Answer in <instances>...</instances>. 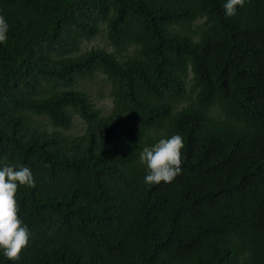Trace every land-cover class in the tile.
Segmentation results:
<instances>
[{"label":"trees","instance_id":"1","mask_svg":"<svg viewBox=\"0 0 264 264\" xmlns=\"http://www.w3.org/2000/svg\"><path fill=\"white\" fill-rule=\"evenodd\" d=\"M226 2L0 0V169L35 178L0 264H264V0ZM101 25L110 50L82 49ZM177 134L181 173L146 184L143 149Z\"/></svg>","mask_w":264,"mask_h":264},{"label":"clouds","instance_id":"2","mask_svg":"<svg viewBox=\"0 0 264 264\" xmlns=\"http://www.w3.org/2000/svg\"><path fill=\"white\" fill-rule=\"evenodd\" d=\"M245 3L246 0H227L224 4L225 15L234 17L237 8H243ZM8 31L6 19L0 16V44L7 42ZM183 148V138L178 134L161 139L150 148L145 147L140 155V161L147 168L145 183L172 182L181 173ZM20 186L35 187V178L29 168L9 165L0 169V251L9 261L19 260L30 239L29 230L18 215L16 193Z\"/></svg>","mask_w":264,"mask_h":264},{"label":"rangeland","instance_id":"3","mask_svg":"<svg viewBox=\"0 0 264 264\" xmlns=\"http://www.w3.org/2000/svg\"><path fill=\"white\" fill-rule=\"evenodd\" d=\"M106 34L104 26H100V31L97 37L91 41L85 43L82 49H90L93 47L97 48H107L106 43ZM110 50V48H107ZM95 84H89L88 81L85 84L88 94L90 95L91 99L93 100L95 106L100 108L102 114L107 113L111 109V98L108 96V90H106V84L104 80H100L99 84L95 86ZM101 95V97H99ZM84 128V122L79 117L75 116L72 124L71 130L68 132L72 135H79L82 133Z\"/></svg>","mask_w":264,"mask_h":264}]
</instances>
